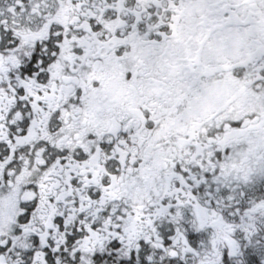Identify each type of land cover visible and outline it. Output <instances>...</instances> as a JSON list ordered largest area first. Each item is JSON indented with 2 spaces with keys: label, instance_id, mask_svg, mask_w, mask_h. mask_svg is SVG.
Instances as JSON below:
<instances>
[{
  "label": "snow or ice",
  "instance_id": "snow-or-ice-1",
  "mask_svg": "<svg viewBox=\"0 0 264 264\" xmlns=\"http://www.w3.org/2000/svg\"><path fill=\"white\" fill-rule=\"evenodd\" d=\"M0 264H264V0H0Z\"/></svg>",
  "mask_w": 264,
  "mask_h": 264
}]
</instances>
